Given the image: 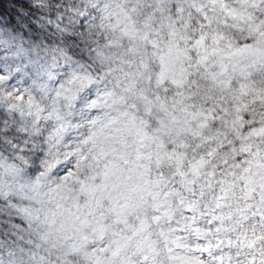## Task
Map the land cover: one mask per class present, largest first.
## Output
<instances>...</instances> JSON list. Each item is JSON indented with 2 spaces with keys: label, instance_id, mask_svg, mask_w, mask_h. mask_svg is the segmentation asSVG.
Returning <instances> with one entry per match:
<instances>
[{
  "label": "snow or ice",
  "instance_id": "6c2138e0",
  "mask_svg": "<svg viewBox=\"0 0 264 264\" xmlns=\"http://www.w3.org/2000/svg\"><path fill=\"white\" fill-rule=\"evenodd\" d=\"M0 264H264V0H0Z\"/></svg>",
  "mask_w": 264,
  "mask_h": 264
}]
</instances>
